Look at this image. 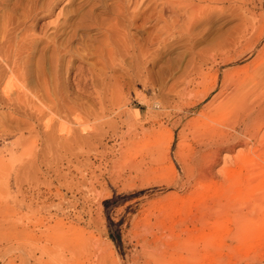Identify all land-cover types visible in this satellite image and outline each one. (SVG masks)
Here are the masks:
<instances>
[{
  "label": "rangeland",
  "instance_id": "1",
  "mask_svg": "<svg viewBox=\"0 0 264 264\" xmlns=\"http://www.w3.org/2000/svg\"><path fill=\"white\" fill-rule=\"evenodd\" d=\"M163 1L0 0V264H264V124L216 95L256 52L221 41L264 0L185 28Z\"/></svg>",
  "mask_w": 264,
  "mask_h": 264
},
{
  "label": "bare ground",
  "instance_id": "2",
  "mask_svg": "<svg viewBox=\"0 0 264 264\" xmlns=\"http://www.w3.org/2000/svg\"><path fill=\"white\" fill-rule=\"evenodd\" d=\"M213 2H214V0H164L162 2V6H163L162 9H164V7H166L167 12H169V16H170L169 17V24L172 27H175V25H178V26L184 25V28H185L187 26L189 27L197 19L198 15H200L203 11L209 9ZM163 11H166V10H163ZM163 14L164 13H162V15ZM255 18H257V17H255ZM252 20H255V19H252ZM164 22L168 23V20L167 21L164 20ZM254 25H253V23L245 24V25L241 26V28L239 29V32H238V35H237L236 38H234L232 40L227 39L225 41H221V43L222 42L223 43L221 44L220 48H225L227 46H232V45H235L236 43H242L243 42L245 50H247V51H249L251 53H254V51H256V52L253 54V57H252V59L250 61V63L251 64L253 63V65L250 66L251 64L247 63L242 68L243 69V74L242 75H239V76L237 75V77L231 78V76H227V74H226L225 77H223V80H221L222 82H221V84H220V86H219V88H218V90L216 92V95L217 96H221L222 101H224V102L227 101V100L229 101V99L230 100L234 99L236 101V105L238 104L237 106H239V108L242 109V112L246 110L243 113L244 117L241 120H242V122L244 121V128L246 127L247 129H249V131L247 132L248 133L247 135L248 136L252 135V136L255 137L257 135V132L260 129L261 125L263 126V124H264V43L259 49H257V46H259V44L264 39V23H263L262 27L257 29V30H256V27ZM222 50H225V49H222ZM225 54H226V56L224 57V59L231 60V58H228V57H230V56H228L229 54L228 53H225ZM199 71H201L200 68H199ZM198 73L201 74L202 72H198ZM228 75H229V73H228ZM184 89H186V88L184 87L183 90ZM233 105H235V104H233ZM237 113H238V111H237ZM250 130H251V132H250ZM245 131H247V130H245ZM244 133H246V132H244ZM259 133H260V131H259ZM263 133H264V131H263ZM263 133L261 135H259V134L258 135L262 136V135H264ZM241 134H243V133H241ZM51 136H53L52 133H51ZM259 136H257V137H259ZM241 137H242V135H241ZM55 138L53 137V139H55ZM62 138H63V143H64V144L62 143L63 148H64L63 150H66V149L69 150V148H67V145L71 144V142L68 144V142L70 140L71 141L72 140L75 141V140L80 139V138L81 139L85 138V136H81L80 134L75 133V128H74V129L66 131L65 132V136H63ZM74 141H72V142H74ZM77 141H79V140H77ZM247 141H249V140H247ZM243 142H246V141H244V140L241 141L242 144H243ZM74 143L77 144V142H74ZM244 144L246 145V143H244ZM73 156H74V153H73ZM257 157H259V156L258 155L255 156L254 155V156H252L249 159V161L253 165L252 166V170H253L254 173L255 172H258V173L259 172H264V163L263 164L262 163L261 164L258 163L257 162ZM65 158H66L65 162H66L67 166L70 165L71 162H72L71 158H69L68 156H65ZM263 161H264V159H263ZM90 172L93 173L94 170H91ZM256 177L258 178V176H256ZM63 182H65V181H63ZM60 183H62V181ZM60 183H59V188H61V186H63ZM65 183H63V184H65ZM68 183H66L67 186L65 185V187H69L68 189L70 190V189H72V186L69 185L70 183L69 184ZM75 185H77V184H75ZM59 188H56L55 193H53L54 196L59 194V191H60ZM255 194L259 195L260 192L259 193H255ZM261 198H262L261 200L263 201L264 195H262ZM258 199L260 201V198H257L256 205L259 202ZM262 201L260 203H264V201L263 202ZM258 206H259V204H258ZM255 208H256V211H257L258 207H255ZM262 208H263V211H264V207H262ZM48 218L49 217H46L47 220H49ZM50 218H51V216H50ZM256 218H257V216H256ZM43 224H44V229H46V231L47 230L49 231L50 225H48V222L47 223H43ZM36 229H37V219L36 218H32V219L28 220L27 222L26 221H22L21 222L18 234H19V245H20V248H21V250L23 252H27V246H26L27 243L25 241L26 235L27 234L34 235ZM41 230L42 229H40L39 232ZM41 232H44V231L42 230ZM60 233H62V232H60ZM56 235H58V233ZM45 236H47V235H45ZM61 236H62V234H61ZM49 238H53V237L51 236ZM29 244H30V249H28V251L29 252H34V249L36 247L34 242L31 241ZM160 258H161V256H160ZM248 259H250V258H248ZM252 261L253 260H248V261H246L243 264H253Z\"/></svg>",
  "mask_w": 264,
  "mask_h": 264
}]
</instances>
